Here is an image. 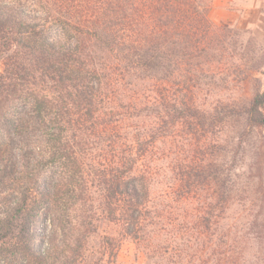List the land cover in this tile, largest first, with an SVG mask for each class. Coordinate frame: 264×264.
Segmentation results:
<instances>
[{"label": "trees", "instance_id": "obj_1", "mask_svg": "<svg viewBox=\"0 0 264 264\" xmlns=\"http://www.w3.org/2000/svg\"><path fill=\"white\" fill-rule=\"evenodd\" d=\"M213 7L0 0L5 264H111L124 241L143 264H264V89L244 68L264 54ZM232 68L252 94L213 116L201 95Z\"/></svg>", "mask_w": 264, "mask_h": 264}, {"label": "rangeland", "instance_id": "obj_2", "mask_svg": "<svg viewBox=\"0 0 264 264\" xmlns=\"http://www.w3.org/2000/svg\"><path fill=\"white\" fill-rule=\"evenodd\" d=\"M224 0H218L219 6L216 8V11L213 13L216 18H226L229 19L227 16H234V19L232 20V24L238 25V33L241 34V36L237 35V38H239L238 43L249 45L252 49L258 50L259 54H264V0H234L232 3L229 4L230 7H233L236 13L234 15H230V13L227 11L226 7L223 8ZM228 7V6H227ZM229 8V7H228ZM233 14V13H232ZM217 23H221L222 21L216 20ZM228 22H231L227 20ZM239 29H244V31H241ZM264 59L261 60V63L256 66V68L252 67L250 65L249 67L244 66L245 69L251 68L253 75L258 77L260 79V84L262 89H264ZM235 68V66H233ZM232 68L229 72V75L223 76L221 82L215 86L213 89L211 88L210 91L207 93L201 95L202 101L205 104V107L208 109V111H213L212 115L217 116L218 112L221 114L223 111L222 109L225 108L227 110V104L230 103V101L233 98H238L239 96H248L252 94V88L250 83H245L244 81H241V78L243 75L239 76L238 69ZM227 69V68H226ZM0 70H1V64H0ZM210 94H213L212 96ZM218 100V101H217ZM211 131L208 132L209 138L212 139L213 145L216 146H223L225 139H230V135L232 132V126L230 128L227 127V125H224L223 122H219L216 125H214L212 128H210ZM218 147H213L214 150H216ZM223 152L220 150L215 151L212 154L213 155H219L221 156ZM211 156V155H210ZM4 199L2 196H0V208L2 207V204L4 203ZM102 237V236H101ZM92 244L99 245L100 242H103V240L98 237H94L92 239ZM96 246V245H95ZM93 247V246H92ZM90 251H93L90 252ZM88 253V259L89 261L97 259L96 257L99 256L98 253H96L95 248H91ZM95 251V252H94ZM249 251V249L247 250ZM96 253V254H95ZM97 255V256H96ZM95 258V259H94ZM104 261H108V255L106 254L103 257ZM249 259V257L247 258ZM111 264H143V257L142 260L137 258V255L135 254V245L132 242L124 241L122 244V248L119 252V255L114 258L113 260L110 259ZM248 261L245 263L247 264ZM0 264H5V259L0 258ZM166 264V263H165ZM167 264H174V263H167Z\"/></svg>", "mask_w": 264, "mask_h": 264}, {"label": "crops", "instance_id": "obj_3", "mask_svg": "<svg viewBox=\"0 0 264 264\" xmlns=\"http://www.w3.org/2000/svg\"><path fill=\"white\" fill-rule=\"evenodd\" d=\"M234 0H224L223 1V4H222V7L223 8H225L226 7V9H227V11L230 13V15H234L235 13H236V11L234 10V8L233 7H230L229 6V4L230 3H232ZM219 6V4H218V0H214V7H213V10H212V16H213V18L214 19H216V20H221V21H223V20H229V21H231L232 22V20L234 19V16H227V17H229V19H226V18H216L215 16H214V12L216 11V8ZM229 8H228V7ZM233 13V14H232Z\"/></svg>", "mask_w": 264, "mask_h": 264}]
</instances>
